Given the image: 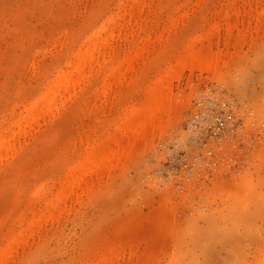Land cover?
Here are the masks:
<instances>
[{"label":"rangeland","instance_id":"rangeland-1","mask_svg":"<svg viewBox=\"0 0 264 264\" xmlns=\"http://www.w3.org/2000/svg\"><path fill=\"white\" fill-rule=\"evenodd\" d=\"M102 24L110 41L74 87L62 89L66 95L25 129L13 125L58 70L69 71L71 52ZM193 50L213 64L183 67ZM168 67L171 75L161 82ZM109 71L115 77L106 85ZM191 80H223L251 105L264 106V0H0V133L8 128L12 138L0 153V264L260 262L261 150L246 170L204 187L206 198L195 207L179 203L168 187L158 190L152 175L156 142L184 144L176 93L184 95ZM156 86L164 103L157 118L139 134L121 125L126 151L120 147L113 164L85 175L80 186L66 184L75 162L107 141L129 108L146 106ZM60 186L62 207L46 208Z\"/></svg>","mask_w":264,"mask_h":264},{"label":"built area","instance_id":"built-area-1","mask_svg":"<svg viewBox=\"0 0 264 264\" xmlns=\"http://www.w3.org/2000/svg\"><path fill=\"white\" fill-rule=\"evenodd\" d=\"M185 87L184 95L176 93L184 107L183 146L158 141L148 156L158 190L168 187L179 203L195 207L206 198L204 187L246 170L264 153V106L251 105L223 80H191Z\"/></svg>","mask_w":264,"mask_h":264},{"label":"bare ground","instance_id":"bare-ground-1","mask_svg":"<svg viewBox=\"0 0 264 264\" xmlns=\"http://www.w3.org/2000/svg\"><path fill=\"white\" fill-rule=\"evenodd\" d=\"M116 16H120V15L117 13ZM113 18H115V17H113ZM113 20L116 22V19H113ZM117 20H119V19H117ZM109 22H111V21H109ZM118 22H120V21H118ZM118 22H116V23H118ZM106 23L107 22H105L103 24L106 25ZM103 24L101 25V27H104ZM108 24L109 23H107V25ZM119 25H121V24H119ZM102 31H104V32L106 31L105 32V34H106L108 32L107 27L105 26L104 28H100L99 30H93L86 37V39L83 42V45L78 49L76 48V50L74 52L72 51L73 53L71 52L70 56L72 58H69V62H68V66L71 67L70 68L71 70L69 69V71H68L67 67L65 68L66 71L63 69L58 70L56 75L50 81V83H49L50 85H48V87H46L41 92L40 96L37 97L34 101L28 103L29 105L24 106V107H26L25 113L21 114L20 117H17L18 119L16 121H14L15 122L14 124L12 123L13 125L17 124V126H19L20 129H25L26 125L29 124L30 120L31 121L32 120L37 121L38 118L36 119V117H39V114H41L42 112L45 113L44 110H46L49 106H51L53 103H55V101L57 100L58 97H60L59 99H61V96H64V94L66 95V92L64 93L65 89L72 87L73 85L76 84L75 82H78L76 79H79V78H77V77L78 76L80 77V75H82L81 73L85 69L88 68L87 67L84 69V67H86V65H89L91 63V61L95 60L94 59V58H96L95 55H96V53L98 54V52L100 53V50L102 49L101 47H104V46L106 47L107 44L109 43L110 35L105 38L104 33H102ZM107 34H109V32ZM108 37H109V39H107ZM104 43H106V45H104ZM103 51L104 50L102 49L101 52H103ZM184 60H182L180 62V64L183 67L186 65L188 67L202 66L203 64L207 65V66H211L214 62L213 57L202 56L201 52L196 51V50H193L190 54H188L187 60L186 59H184ZM91 64L89 65V67L92 66ZM115 68H117V66H115ZM171 71H172L171 68L168 67L165 70V72L162 74V76L161 75H160L161 77L159 76L158 80H160L161 82H163V81L166 82V80L168 79L167 77H169L171 75ZM105 75L106 76H104V78H103V83H105L106 85L111 84V82H113L112 80H114L113 77H115L113 75H115V74L110 73V71H109V73L105 74ZM160 81H157V83ZM161 84H163V83H161ZM62 89L64 90L63 93H61ZM70 89H69V91H70ZM69 91H67V93ZM60 93L63 95L59 96ZM160 93L161 92L157 86L153 87L151 89V94H150L151 98L147 102L146 106H144L143 108H139V107L129 108L127 113L125 112V115L122 116L123 118L121 117V119L119 120L120 123L116 126L114 133L112 135H110L109 134L110 132H109L108 134L110 136L108 138H104V139H107V141L101 139V141H106V145L104 144V142H102L101 144L105 145L104 148L105 149L107 148V150L106 151H105V149L102 150L103 148H101V147L100 148H101L102 152H101V150H98L99 143L101 142V141L100 142L98 141V143H97L98 147H96L97 150L94 148H90L91 150H89L87 154L85 153L86 154L85 158L82 156L83 157V159H82V157H81L82 161L77 160V162H75V164L73 163L74 165L70 168L69 174L68 175L65 174V175H67L64 178V180L66 181V184L70 183L72 185V188H76V187L80 186V184L82 183V180H84L83 177L85 175L90 176L96 171H97L96 173H98L100 171V170L98 171V169H102V166H103V168H106V167H109L111 164H113V162L118 159L117 157H119V155L122 152V151H120L119 148L122 147L123 150H125V151L127 148V146L121 145L119 138H118V135H117V131H119L121 125H123V124L128 125V126L133 125L135 128L136 134H139L141 131L145 130L149 126V124H151V122H153V120H155V118H157V115L161 111V107L164 104L163 101L161 100V94ZM21 112H22V110H21ZM42 114H41V116L44 115V114L43 115ZM17 116H19V114ZM34 121H32L31 123H33ZM31 123H30V125H31ZM10 128H11V126H10ZM4 130L5 129H3L4 134L0 133L1 134L0 135V153L1 154L6 153L8 151V149L11 145V140H12L11 135L7 133L10 130L8 128H7V130H5V131ZM15 135H16V132H15ZM107 135H106V137H107ZM95 145H96V143L94 144V147H95ZM104 151H105V153H103ZM87 178H88V176L85 179H87ZM62 183H63V181H62ZM62 183H61V185H62ZM62 187L61 186L59 187L56 196L50 200V202L46 208L52 209L54 206L55 207L57 206L59 208H57V207L56 208L60 209L62 207V206L61 207L58 206L59 204H61L60 202H58L56 204L58 199L61 198V196L64 194V192H66L65 187H64V189ZM82 187H83V184H82ZM78 190H84V189H78ZM87 190H89V188ZM39 192H40V188L37 189L36 193H39ZM70 193H72V192H70ZM85 194H86V191H85ZM67 195H68V192H67ZM78 195H77V197L79 198ZM62 205H63V203H62ZM43 211H47V210L44 209ZM41 216L42 215H39V217H41ZM12 243H13V241H8L5 245L6 248H4L3 250L10 249ZM116 254L117 253H114V257ZM258 262H256L255 264H257ZM258 264H264V257L262 259H260V262Z\"/></svg>","mask_w":264,"mask_h":264}]
</instances>
